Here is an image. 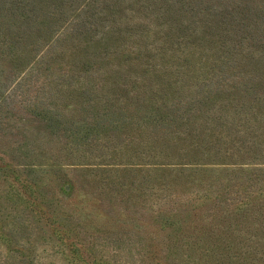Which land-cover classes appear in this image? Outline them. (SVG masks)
<instances>
[{
	"label": "rangeland",
	"instance_id": "374dc122",
	"mask_svg": "<svg viewBox=\"0 0 264 264\" xmlns=\"http://www.w3.org/2000/svg\"><path fill=\"white\" fill-rule=\"evenodd\" d=\"M122 1L119 14L141 5L137 0ZM113 4L114 0H0V264H151L147 248L153 247L142 225L151 214L182 213L188 206L203 205L206 208L198 211L203 225L229 215H213L217 204L232 211L242 203L251 211L257 209V218L249 229L242 228L247 242L233 244V249L259 258L264 254V81L252 74L258 81L248 83L253 88L243 99L246 86L234 78L246 82L245 75L238 77L233 57L222 55L210 88L223 84L240 97L230 108L222 101L210 105L217 111H210L211 118L222 113V124L215 120L206 126L196 119L188 124L193 139L178 145L177 159L142 145L139 155L130 151L112 156L108 145L84 143L62 132L56 138L48 134L47 125L40 126L36 112L63 97L54 93L55 84H74L83 76L92 80L106 65L101 62L106 41L97 42L110 32L98 22V14L113 9ZM224 8L249 16L246 21L241 15L229 20L226 28L233 32L228 30V41H241L238 35L250 28L262 38L244 36L245 46L262 51L251 46L264 44V0H230ZM86 10L91 23L70 34ZM65 44L83 46L80 54L90 58V74L83 68L87 60ZM87 44L92 45L86 48ZM72 66L84 72L70 71ZM191 104L181 108L186 112L189 106L194 112ZM145 129L153 135L164 133L156 126ZM25 149L35 150L30 160ZM50 149L62 153H45ZM112 190L119 196L109 199ZM202 225L196 228L200 232ZM263 259L254 263L264 264Z\"/></svg>",
	"mask_w": 264,
	"mask_h": 264
},
{
	"label": "trees",
	"instance_id": "16d2710c",
	"mask_svg": "<svg viewBox=\"0 0 264 264\" xmlns=\"http://www.w3.org/2000/svg\"><path fill=\"white\" fill-rule=\"evenodd\" d=\"M229 1L137 0L141 4L139 10L130 9L127 14H119L123 1L114 0L113 9H104L98 14V22L110 32L108 37L103 36L104 40L97 42L102 45L106 41L101 61L106 65L92 80L83 76L75 79L74 84L70 81L67 84L56 82L54 93H61L63 97L60 103H50L47 108L36 112L40 126L47 125L48 134L56 138L62 132L63 137L67 135L84 143L108 145L112 156L119 153L123 156L130 151L139 155L138 149L142 145L155 148L157 152L161 150L160 155L167 151L162 156L177 159L180 156L178 145L193 139V133L187 132L188 124L196 123V120L206 122V126L215 120L222 124L225 119L222 113L218 118H211L210 111H217L216 107L211 110L210 105L222 101L230 108L237 102L236 97H240V93L235 94L223 84L210 88L213 86L212 71L219 69L217 62L221 63L222 55L234 58L231 64L238 77H242L244 72L246 82L234 78L246 86V89L242 88L244 92L253 88L248 83L255 85L258 81L252 74L264 81V44L254 43L251 46L254 50L260 47L263 50L253 51L245 46L244 40V36L259 38L261 34L247 28L243 33L238 31L242 33L238 35L241 41H228V30L232 31L226 28L229 20H234L237 15H241L243 21L249 19L247 13L225 11L224 6ZM197 6L203 8L196 10ZM226 14L230 18H226ZM90 17L89 10L78 16L76 21H79L70 28V34L81 31L90 22ZM64 48L78 52L77 55L85 60L90 59L88 55L80 54L84 49L82 45L65 44ZM202 48H205L203 52ZM90 66L88 60L83 65L88 74L92 72ZM73 67L70 71H83ZM198 94L203 98L200 99ZM246 95L245 92L241 97L246 99ZM192 101L195 104H191ZM185 105H189L186 112L181 108ZM203 106L208 107L207 112ZM259 108L263 110V107ZM149 125L162 129L164 133H147L145 127ZM23 130L29 132L26 127ZM146 135L147 139L144 138ZM161 145H164V150ZM25 151L30 160L35 150ZM55 152L62 153L52 149L45 151ZM195 159L198 158H193V161H198ZM101 195L106 197L107 194L101 192ZM115 196L119 194H113L109 199ZM241 205L229 211L230 206L217 204V212L213 215L225 216L227 211L229 215L203 225L204 220H201V232L196 228L200 224L198 217H202L198 211L206 208L203 205L188 206L182 213L157 211L151 214L149 221H142L149 244L153 247L147 248L146 258L151 264H255L264 258V254L257 258L251 252L240 253L233 249V244L247 242L242 228L246 226L249 229L255 224L252 219L257 218V209L251 211V206ZM190 230L193 233L187 232Z\"/></svg>",
	"mask_w": 264,
	"mask_h": 264
}]
</instances>
